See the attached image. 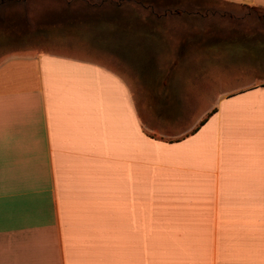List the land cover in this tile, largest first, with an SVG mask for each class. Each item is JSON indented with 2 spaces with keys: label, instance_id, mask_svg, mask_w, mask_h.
Segmentation results:
<instances>
[{
  "label": "crops",
  "instance_id": "obj_1",
  "mask_svg": "<svg viewBox=\"0 0 264 264\" xmlns=\"http://www.w3.org/2000/svg\"><path fill=\"white\" fill-rule=\"evenodd\" d=\"M96 59L0 58V264H221L264 221V86L184 127L127 56Z\"/></svg>",
  "mask_w": 264,
  "mask_h": 264
},
{
  "label": "rangeland",
  "instance_id": "obj_2",
  "mask_svg": "<svg viewBox=\"0 0 264 264\" xmlns=\"http://www.w3.org/2000/svg\"><path fill=\"white\" fill-rule=\"evenodd\" d=\"M95 5L104 13L85 9ZM255 9L224 0H0V58L28 50L109 65L110 55L127 56L148 103L168 105L151 112L193 126L204 108L209 114L222 98L264 86V8ZM169 73L164 95L180 100L167 103L150 93ZM254 225L229 240L221 264H264V221Z\"/></svg>",
  "mask_w": 264,
  "mask_h": 264
},
{
  "label": "trees",
  "instance_id": "obj_3",
  "mask_svg": "<svg viewBox=\"0 0 264 264\" xmlns=\"http://www.w3.org/2000/svg\"><path fill=\"white\" fill-rule=\"evenodd\" d=\"M242 7L246 8V9H255V8H258V7H252V6H246V5H242ZM256 10V9H255ZM215 112V110L209 114V117ZM208 117V118H209ZM204 122L201 123V125H203ZM195 132V131H194Z\"/></svg>",
  "mask_w": 264,
  "mask_h": 264
}]
</instances>
